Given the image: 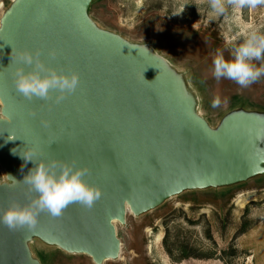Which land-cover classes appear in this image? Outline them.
<instances>
[{"label": "water", "instance_id": "obj_1", "mask_svg": "<svg viewBox=\"0 0 264 264\" xmlns=\"http://www.w3.org/2000/svg\"><path fill=\"white\" fill-rule=\"evenodd\" d=\"M93 1L16 0L1 19L0 167L17 181L0 184V211L35 195L22 182L34 166L21 157L25 149L87 166L85 181L102 195L91 208L68 205L59 217L41 212L31 229L0 224V264H40L27 245L32 238L100 264L117 257L113 222L124 223L127 207L138 215L182 191L264 173L254 139L264 117L235 111L211 130L177 88L155 76V60L96 30L88 17ZM21 49L39 50L58 71L78 72L75 91L59 103L55 90L46 101L22 97L12 82Z\"/></svg>", "mask_w": 264, "mask_h": 264}, {"label": "rangeland", "instance_id": "obj_2", "mask_svg": "<svg viewBox=\"0 0 264 264\" xmlns=\"http://www.w3.org/2000/svg\"><path fill=\"white\" fill-rule=\"evenodd\" d=\"M15 1L0 0V25ZM227 16L210 20L207 0H94L88 9L98 29L151 48L180 74L194 96L195 114L211 130L235 111L264 117V77L240 88L212 76L214 56L219 51L230 58L241 28L264 33V0L235 14L229 9ZM217 96L221 104L212 108ZM254 139L255 152L264 156V126ZM114 228L120 253L100 264H264V173L230 186L182 191L147 212L127 213ZM27 245L40 264H97L37 238Z\"/></svg>", "mask_w": 264, "mask_h": 264}, {"label": "clouds", "instance_id": "obj_3", "mask_svg": "<svg viewBox=\"0 0 264 264\" xmlns=\"http://www.w3.org/2000/svg\"><path fill=\"white\" fill-rule=\"evenodd\" d=\"M256 3L257 0H207V15L210 20L219 17L227 19L229 9L235 14L245 6L254 7ZM238 36L240 42L233 44L229 59H225L219 51L214 56L212 76L216 80H231L240 88H247L264 77V62L254 63L264 61V33L244 27L240 29ZM48 55L55 57V50H50ZM40 56L39 50L32 52L21 49L16 52L17 66L12 71L14 88L27 100L37 98L45 101L51 99V93L55 90L57 94L54 102L59 103L67 94L75 91L80 82L79 73L73 70L58 71L47 66ZM20 65H30L31 70L25 71ZM220 104L218 96L211 101L212 108H217ZM42 123L47 127V122ZM20 155L26 164L31 162L34 165L23 176L22 182L27 186L28 193L35 195H30L25 204L12 201L0 211V224L9 230L33 228L41 212L59 217L72 203L91 208L100 199L102 193L99 187L84 179L89 174L87 166H78L75 160L37 159L34 150L25 149ZM2 177L0 184L7 183L9 178L13 182L17 181L7 174Z\"/></svg>", "mask_w": 264, "mask_h": 264}, {"label": "bare ground", "instance_id": "obj_4", "mask_svg": "<svg viewBox=\"0 0 264 264\" xmlns=\"http://www.w3.org/2000/svg\"><path fill=\"white\" fill-rule=\"evenodd\" d=\"M95 28L98 31H103V30L98 29L96 26H95ZM103 32H105V31H103ZM128 44L131 46H135L142 53L146 54L147 56H149L150 58L155 60V62H156L155 70H154L155 76H158L159 78H161L164 82L169 84L171 87L177 88L179 96L182 97L183 99H185L190 104L191 108L194 110L195 99H194V96L192 95L191 91L189 90V87L187 85L185 86L186 82H185L184 78L180 74L175 73V71L170 67V65L163 58H161L159 55H157L151 48H149L145 45L130 44V43H128ZM8 184H11V182L9 180H8ZM125 213H126V215H127V213L137 215L132 210H130L128 207L126 208ZM115 223H121V222L114 221L113 225ZM119 253H120V248H119L117 256L119 255Z\"/></svg>", "mask_w": 264, "mask_h": 264}, {"label": "trees", "instance_id": "obj_5", "mask_svg": "<svg viewBox=\"0 0 264 264\" xmlns=\"http://www.w3.org/2000/svg\"><path fill=\"white\" fill-rule=\"evenodd\" d=\"M40 263V262H39Z\"/></svg>", "mask_w": 264, "mask_h": 264}]
</instances>
